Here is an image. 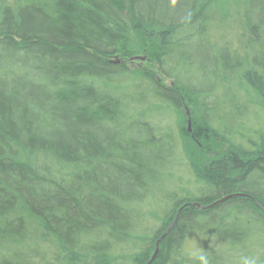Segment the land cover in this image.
I'll use <instances>...</instances> for the list:
<instances>
[{"label":"trees","instance_id":"trees-1","mask_svg":"<svg viewBox=\"0 0 264 264\" xmlns=\"http://www.w3.org/2000/svg\"><path fill=\"white\" fill-rule=\"evenodd\" d=\"M252 111L264 0H0V264H264Z\"/></svg>","mask_w":264,"mask_h":264},{"label":"rangeland","instance_id":"rangeland-1","mask_svg":"<svg viewBox=\"0 0 264 264\" xmlns=\"http://www.w3.org/2000/svg\"><path fill=\"white\" fill-rule=\"evenodd\" d=\"M137 57H141V58H145L144 56H137ZM134 58L131 59H127L124 58V60H127V62L131 63L130 65H132V69L137 67L138 69L141 70H148V71H154L156 72V65L148 60L147 58H145L144 61L142 60H133ZM159 75V74H158ZM244 98L242 99L241 103L244 102ZM183 117V118H182ZM181 117L180 120V126L179 127V132L183 134V136L186 138V142L189 144V146L191 145V143L194 142V144L196 143V138L197 135L199 137H201L202 135L200 134L201 132H199V126L197 124V121L194 117V110L192 107V103L190 101H186L185 106L183 108V115ZM248 122L249 125H253L252 128L255 129L258 127V122L256 120V116L254 111H252L248 116ZM250 119V120H249ZM177 122H179V120H176ZM176 124H179L177 123ZM263 123H264V119H263ZM259 130H264V125L261 123L259 125ZM198 133V134H197ZM201 145V144H199ZM192 151L191 154V158L194 160H203L204 159V155H202V152H198L196 151L194 148L190 149Z\"/></svg>","mask_w":264,"mask_h":264},{"label":"water","instance_id":"water-1","mask_svg":"<svg viewBox=\"0 0 264 264\" xmlns=\"http://www.w3.org/2000/svg\"><path fill=\"white\" fill-rule=\"evenodd\" d=\"M134 59H135V60H142V61L145 60V58H141V57H135ZM134 59H133V60H134ZM114 62H115V63H119L120 60L116 57V60H115ZM171 85L174 86L173 83H171ZM244 196H245V195H242V194L230 195V196H227V197H225V198H223V199L217 201L216 203H214V204H213L212 206H210V207H214V206H216V205H218V204H221V203H223V202H225L226 200L231 199V198L244 197ZM261 209L264 210V208H261ZM180 213H181V210L178 212L177 217L179 216ZM169 232H170V231H168V232L165 234V236L162 238V240L167 236V234H168ZM160 242H161V241H158V243H157V245H156V251H155V253H154V255H153L151 261L149 262V264H152V263L156 260L158 254H159V250H160V247H159V246H160Z\"/></svg>","mask_w":264,"mask_h":264},{"label":"clouds","instance_id":"clouds-1","mask_svg":"<svg viewBox=\"0 0 264 264\" xmlns=\"http://www.w3.org/2000/svg\"><path fill=\"white\" fill-rule=\"evenodd\" d=\"M200 259L202 260V261H204V264H208V262H207V259L205 258V257H200Z\"/></svg>","mask_w":264,"mask_h":264},{"label":"bare ground","instance_id":"bare-ground-1","mask_svg":"<svg viewBox=\"0 0 264 264\" xmlns=\"http://www.w3.org/2000/svg\"><path fill=\"white\" fill-rule=\"evenodd\" d=\"M165 81H167V80H165ZM174 87H175V86H174ZM202 208H203V207H202ZM177 219H178V218H177ZM173 226H174V225H173ZM171 230H172V228H171ZM171 230H170V231H171Z\"/></svg>","mask_w":264,"mask_h":264}]
</instances>
